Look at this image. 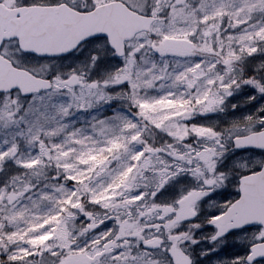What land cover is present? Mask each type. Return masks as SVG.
Masks as SVG:
<instances>
[{
  "label": "snow or ice",
  "instance_id": "6c2138e0",
  "mask_svg": "<svg viewBox=\"0 0 264 264\" xmlns=\"http://www.w3.org/2000/svg\"><path fill=\"white\" fill-rule=\"evenodd\" d=\"M0 264H264V0H0Z\"/></svg>",
  "mask_w": 264,
  "mask_h": 264
}]
</instances>
